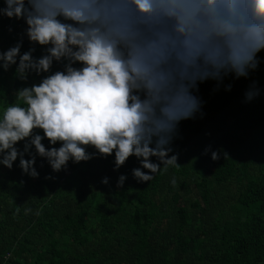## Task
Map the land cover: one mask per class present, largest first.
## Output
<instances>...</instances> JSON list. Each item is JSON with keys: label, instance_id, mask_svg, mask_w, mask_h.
Wrapping results in <instances>:
<instances>
[{"label": "clouds", "instance_id": "obj_1", "mask_svg": "<svg viewBox=\"0 0 264 264\" xmlns=\"http://www.w3.org/2000/svg\"><path fill=\"white\" fill-rule=\"evenodd\" d=\"M3 2L0 16L22 19L29 43L44 47L40 57L33 55L35 47L21 53L23 39L0 50V70L12 69L14 78L46 74L17 89L16 102L0 109V166L11 170L18 160L22 174L33 179L39 177L37 156L53 172L70 160L113 153L115 171L134 156L140 167L132 176L139 182L151 181L161 165L179 167L170 145L179 123L201 110L193 94L198 82L219 84L229 74L247 78L264 50V0ZM54 62L63 63V70L51 72ZM258 94L247 91L245 102ZM44 139L60 146L46 148ZM209 151L210 146L203 154ZM219 158L211 151L213 161ZM126 179L120 175L117 187Z\"/></svg>", "mask_w": 264, "mask_h": 264}, {"label": "trees", "instance_id": "obj_2", "mask_svg": "<svg viewBox=\"0 0 264 264\" xmlns=\"http://www.w3.org/2000/svg\"><path fill=\"white\" fill-rule=\"evenodd\" d=\"M25 27L0 16V50L23 39L21 53L35 47V57L44 54ZM257 60L247 78L198 82L201 110L179 123L170 145L180 166L161 165L149 182L133 178L140 167L134 156L114 171V153L70 160L59 172L37 156L36 179L22 174L18 160L11 170L0 166V264H264V50ZM57 70L63 63L54 62L50 71ZM44 75L20 81L12 69L0 70V109ZM249 90L259 94L245 102ZM211 151L220 158L213 161ZM120 175L127 177L123 187Z\"/></svg>", "mask_w": 264, "mask_h": 264}]
</instances>
